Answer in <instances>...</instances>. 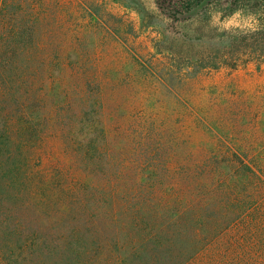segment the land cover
Wrapping results in <instances>:
<instances>
[{"label": "trees", "instance_id": "16d2710c", "mask_svg": "<svg viewBox=\"0 0 264 264\" xmlns=\"http://www.w3.org/2000/svg\"><path fill=\"white\" fill-rule=\"evenodd\" d=\"M29 1L0 7V264L263 263L264 162L208 157L183 174L154 170L148 186L140 172L130 187L105 185L91 167L76 172L68 164L66 149L51 139L50 100L61 74L51 76L47 59L61 67V48L53 25L42 31L46 13ZM155 3L173 22L208 10L226 11L224 18L248 11L255 29L236 30L226 48L264 61V0Z\"/></svg>", "mask_w": 264, "mask_h": 264}, {"label": "rangeland", "instance_id": "374dc122", "mask_svg": "<svg viewBox=\"0 0 264 264\" xmlns=\"http://www.w3.org/2000/svg\"><path fill=\"white\" fill-rule=\"evenodd\" d=\"M29 4L46 13L42 31L53 25L61 48V67L47 59L51 76L61 74L50 100L51 139L76 172L91 167L105 185L130 187L140 172L148 186L154 170L183 174L208 157L264 162V61L229 52L225 41L236 30H254V15L208 10L173 22L155 0ZM5 26L0 16L2 42Z\"/></svg>", "mask_w": 264, "mask_h": 264}]
</instances>
